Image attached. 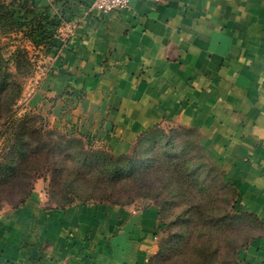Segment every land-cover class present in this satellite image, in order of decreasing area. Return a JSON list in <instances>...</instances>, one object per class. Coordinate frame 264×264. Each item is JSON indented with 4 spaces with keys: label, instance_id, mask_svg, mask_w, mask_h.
<instances>
[{
    "label": "crops",
    "instance_id": "obj_1",
    "mask_svg": "<svg viewBox=\"0 0 264 264\" xmlns=\"http://www.w3.org/2000/svg\"><path fill=\"white\" fill-rule=\"evenodd\" d=\"M77 23L31 98L54 124L114 155L156 126L196 129L264 225V0H29ZM158 211L110 204L47 209L33 194L0 214V264H149ZM242 264H264V234Z\"/></svg>",
    "mask_w": 264,
    "mask_h": 264
},
{
    "label": "trees",
    "instance_id": "obj_2",
    "mask_svg": "<svg viewBox=\"0 0 264 264\" xmlns=\"http://www.w3.org/2000/svg\"><path fill=\"white\" fill-rule=\"evenodd\" d=\"M29 3V0H0V125L4 122L11 128L9 138L5 140L8 153L0 160V183L27 176L34 163L35 175L45 179L49 175L52 177L51 194L61 191L63 204H72L75 200L72 196L76 197L82 191L99 196L103 203L120 207L133 203L137 198L169 192L181 201H176L173 207L186 208V212L192 214L188 219L191 228L188 229L187 239L195 240L196 252H199L212 229L209 228V207L221 198L210 193L206 199L196 202L192 196L191 179L194 174L187 165L189 161L178 135L179 129L151 128L138 138L133 153L118 156L106 150H93L86 146L82 137L68 136L46 125L34 129L38 116L26 114L17 118L15 106L23 95L19 78L23 76V64L28 65L29 58L21 47L13 52L11 58H6L2 38L23 29V23L18 19L23 21L24 12L35 15V11L28 7ZM60 20L57 16L41 18L40 26L32 33H38L42 42L48 43L53 40ZM13 65L16 73L12 71ZM189 129L194 130L200 139L196 129ZM223 179L238 197L237 189L226 180L224 172ZM236 204L237 199L233 205ZM219 215L221 220L213 228L216 226L222 231L235 221L248 220L258 224L260 232L250 236L248 247L264 234L262 221L253 213L226 210Z\"/></svg>",
    "mask_w": 264,
    "mask_h": 264
},
{
    "label": "rangeland",
    "instance_id": "obj_3",
    "mask_svg": "<svg viewBox=\"0 0 264 264\" xmlns=\"http://www.w3.org/2000/svg\"><path fill=\"white\" fill-rule=\"evenodd\" d=\"M29 2L28 7L35 11V15L24 12L23 21L18 19V22L23 23V29L2 38L6 58H11L18 47L23 48L29 58V64H23V76L19 78L23 86V95L15 106L18 113L17 118H23L26 114L38 116L34 129L46 125L49 129L53 128L68 136H74L67 132L66 127L54 124L50 111L39 110L31 103V98L42 79L52 70L55 58L64 49L59 43L56 33L53 40H49L48 43H43L42 37L38 33H32L40 26L41 18H50L51 14L48 10L46 12L37 11L35 4ZM16 70L13 65L12 71L16 73ZM4 124L2 122L0 125V160L6 157V153H8L5 140L9 138L11 129L9 124ZM165 129H179L178 135L184 143L186 160L189 161L187 165L190 166V170L194 174L191 183L193 184L192 196L196 202L206 199V195L210 193L217 195L221 201L215 202L211 208L209 207V217H211L209 228L212 229H210V236L206 237L204 246L199 252H196L195 240H190L189 237L187 239L188 229L191 228L188 219L192 214L187 213L188 209L186 208L173 207L176 201H180L177 196L174 197V194L163 192L150 198H137L133 203L125 205L124 207L132 211H141L147 207H155L158 211L160 232L155 236L157 252L150 258L149 264H242L243 253L248 248L250 236L260 232L258 224L246 220L233 222L226 231L219 230L216 226L213 228V225L219 219L221 220L219 214H223L224 211H244L240 207L237 194L225 182L219 163L203 147L201 139L194 130L185 126L165 127ZM84 141L86 146L93 150L101 149L92 146L86 140ZM196 141L199 144L195 145ZM135 147L136 145L129 154L134 152ZM32 166V170L27 171V176L22 175L8 183H0V214L17 208L33 194H37L43 199L47 209H65L75 204H107L99 200V196L83 191L78 193L76 197L72 196L75 198L72 204H63L62 196L59 194L61 191L57 190L59 195L51 194L52 177L49 175L45 179V177L35 175L33 168L36 165L33 163ZM235 199H237L236 206L233 205ZM161 249L163 250L162 253Z\"/></svg>",
    "mask_w": 264,
    "mask_h": 264
},
{
    "label": "built area",
    "instance_id": "obj_4",
    "mask_svg": "<svg viewBox=\"0 0 264 264\" xmlns=\"http://www.w3.org/2000/svg\"><path fill=\"white\" fill-rule=\"evenodd\" d=\"M156 4H165L168 0H149ZM131 0H94L92 8L107 14L113 11H126L131 7ZM77 29V23L73 21H66L61 18L60 24L56 29V37L59 39V43L63 46V49L69 47L71 39L75 36Z\"/></svg>",
    "mask_w": 264,
    "mask_h": 264
}]
</instances>
